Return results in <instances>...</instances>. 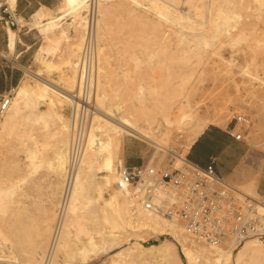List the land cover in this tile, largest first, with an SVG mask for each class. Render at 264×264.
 Wrapping results in <instances>:
<instances>
[{"label":"rangeland","instance_id":"1","mask_svg":"<svg viewBox=\"0 0 264 264\" xmlns=\"http://www.w3.org/2000/svg\"><path fill=\"white\" fill-rule=\"evenodd\" d=\"M136 1L139 4L131 0L100 2L98 18L100 25L102 11H107L101 23L102 42L98 43V68L104 70L99 71L104 77V90L109 94L106 107L114 110L116 106H123L126 115H131L129 118H133L131 120L137 126L151 130L148 132L150 140L138 136L123 138L120 150L123 166L128 165V160L140 165H153L162 156L167 159L164 149H173L178 155L187 157L186 140L193 132L194 125L189 117L181 119L183 115L207 118L214 125L222 127L234 124L238 116L246 117L250 123L245 126L239 124L236 134L242 135L248 146V154L238 170L237 179L228 181V184L264 205V188L259 186L264 176V0ZM159 7H166L173 14L168 20L170 22L159 15L164 12ZM67 8L63 1L58 9L51 10L50 16H65L51 34L52 41L44 38L39 30H33L37 43L22 80L34 81L27 75L29 71L56 84L64 83L61 79L71 75L67 62L72 56L71 53L68 56L67 51L73 44L74 51L70 52L78 53L75 59L79 63L84 41L80 45L79 38L72 39L74 29L79 28ZM131 10L132 16L137 15L140 19L132 18ZM180 15L183 16L182 20ZM178 21H182L181 24ZM20 24L33 28V17L29 24L24 21ZM56 37L60 38L58 45ZM101 46L104 48L99 53ZM40 49L45 52H38ZM46 61L54 67L53 71L44 64ZM77 70L79 67L76 68L78 78ZM141 85L143 94L142 103L139 104L135 96ZM10 95L13 99L14 92L10 91ZM170 115L173 119L167 124L164 118ZM30 123L29 127L21 126L20 132L0 143L2 185H12L20 179L22 182L19 183L13 206V209L17 207L14 211L17 215L16 233L9 237L16 252L17 264L24 263L28 253L42 245L43 241L42 253L45 255L66 179V174L61 177L54 167L48 166L49 162L55 163L59 150L60 120L48 115L41 124ZM19 134L32 137V146L37 144L38 169L25 162L24 149L18 143ZM8 179L10 184L6 182ZM92 195L96 193L92 192ZM98 208L94 204L86 217H80L85 224L72 234L69 246L74 258L71 264H181L177 263L172 252L145 249L142 245L131 246L127 242L131 239H141L143 242L160 239L157 233L136 232L126 226L131 214L123 210L114 212L106 206L102 213L111 220L109 224L98 213ZM2 217L0 214V225ZM47 222L50 224L46 235ZM114 224L117 226L113 227ZM110 231L120 237L117 245L106 243V234H102ZM89 236L96 239L99 250L88 252V255L86 253L87 259L83 261L80 253ZM252 240L255 239L249 241ZM193 242L187 238L189 248L197 246ZM7 243L0 235L2 264L12 263V260L4 259L8 251ZM104 243L106 248H102ZM241 246L233 247L238 249ZM176 248L180 250L178 244ZM221 248H226V245ZM182 264L187 263L184 261Z\"/></svg>","mask_w":264,"mask_h":264},{"label":"bare ground","instance_id":"2","mask_svg":"<svg viewBox=\"0 0 264 264\" xmlns=\"http://www.w3.org/2000/svg\"><path fill=\"white\" fill-rule=\"evenodd\" d=\"M63 1L65 3V6L68 7L67 9L70 10L69 15L73 14L74 21H76V25L79 28V29L76 28L74 29V35L72 36V39L75 40L76 38H79L80 45H82V42L84 41V33L82 35V30L85 31V23H86L85 13L87 14L88 11V0H63ZM131 1L134 4H139V2L137 3L136 0H131ZM100 2L107 3L110 2V0H100ZM6 4L10 6L11 10L13 11L15 10L16 0H6ZM1 5L2 3H0V6ZM159 8L162 9L161 7ZM162 10L164 12L162 14L158 12L159 15L163 16L168 21L170 17L173 16V14H171V12L166 7ZM131 11H130V15L132 16L133 14L131 13H133V11L132 12ZM106 13L107 11L104 12L102 11L100 25L98 24V29H97L98 43L102 42L101 38H102L103 28L101 26V23L104 22ZM50 14H51V10L45 7H42L39 10H37L32 16L34 27L31 30H35V29L39 30L44 36V38L48 39L49 41H52L51 34H53L54 30L58 27L60 21L65 16L62 15L50 16ZM134 17H137V15L132 16V18ZM137 19H140V17H137ZM180 19L182 20L183 16L180 15ZM22 22L23 20L19 21V23ZM219 24L221 25V23ZM7 31H8L9 42L11 47L10 50L13 51L16 41V34L11 29H8ZM56 42L57 45L60 43L59 37H56ZM76 45L79 46V44ZM73 46L75 45L73 44ZM73 46H71V49H68V51L66 50L68 52V56L70 55V53L72 56L71 60H68L67 62V64L70 65L71 68L70 77L64 79L62 78L61 80H64V83L61 81L60 84H56L54 83V81L48 80L46 78H42V76L40 78L39 77L40 75L37 73H30L29 71H27V75L32 77L34 81L24 79L21 81V84L18 87H14L12 89V92H14V98L12 99L9 109L0 123V143H1L14 136L16 132L18 133L21 126L29 127L31 124L30 122L41 124L45 121L48 115L53 116L58 120H60L61 129L59 132L60 135V139H59L60 141L58 145L59 150L56 154L55 163L49 162L48 166L50 168L54 167L55 171L61 177H63L67 171L68 153L70 146L69 144L71 139L70 109L68 110V106H70L69 93L74 92L75 86L77 88L78 85V80L76 83V78H77L76 68L79 67V63H76V59H75L78 53L76 54L72 53L74 51L72 49ZM103 48L104 46L103 47L101 46L99 48V53H102ZM44 50H46V48ZM70 50L73 51L70 52ZM40 51H42V49H40L38 52ZM42 60L44 61V59ZM44 64L47 66V68L50 71H53L54 67L50 64H47V61L44 62ZM99 70L100 68H98V79H97V95H96L97 108L96 111L94 112L95 116L93 115L90 126L88 128L87 144L83 155V159L81 161L75 182L68 194L64 225L61 231L62 233L57 244L56 253L52 264L72 263L70 261H72V259L74 258V254H71L73 250L70 252L71 249L69 246L72 234L74 230L76 231L85 224L84 221L80 220V217H86L89 214L88 212L89 209L93 207L94 204H96L97 207H99L98 213L102 214V217L104 218L105 222L109 224L111 223L110 222L111 220L106 214L103 215L102 213L103 209H105L106 206L113 209L114 212H118V211L120 212L123 210L125 211V213L131 214L130 215L131 219L130 221L128 220L129 222L128 225L126 226H128L130 229L136 232L150 231L153 233H157L160 239L155 241L149 240L147 242H145L146 240L143 242L141 239H137V240L131 239L127 242L131 246L142 245L143 247H145V249H150V250L156 249L157 251L160 252L161 251H165L169 253L172 252V255L176 256L177 263L182 264L185 261L187 264H232V263L233 264H264V242H259L258 240L249 241L251 240L249 239L243 242L240 248L235 249L233 247L235 245L229 242L224 244L226 245V248H221V246L217 248H212L198 244L194 241L193 243H195L197 246L193 248H189L187 246V238L189 239L190 237L184 232L182 226L180 228V226L176 222H171L146 212L141 206L137 205L131 199L130 188H129L130 186L125 184L122 180H120L119 177V167L123 166V161L120 158L122 140L123 138H125V136H134V137L138 136L148 139L151 130L148 127L144 129L137 126L131 120L133 118H129L131 115L129 117L126 115L123 106L121 107L116 106L114 110L106 107V100H108L109 94L106 92V90H104V82L102 80L104 77L100 72L102 70L100 71ZM77 72L79 75L78 70ZM104 73L106 74V72ZM142 85L135 96V99L137 100V102H139V104L142 103V94H143ZM48 108L49 110L47 112L46 109ZM187 117L190 118L192 124L194 125L193 132L189 135V137L186 140V146L189 150L192 144L197 140V138L205 131V129L209 125H212L213 123L212 120L191 114L188 116L183 115L181 119H185ZM172 119L173 117L172 115H170L164 118V121H166L167 124H170L172 122ZM18 141H19L18 143L24 149L25 162H27L29 166H33L35 170L38 169L39 165L36 162V160H38L37 159L38 149L36 146L37 144L35 146H32L33 145V144L31 145L32 137H29L28 135L24 137L23 135L19 134ZM156 145L160 147L158 143H156ZM12 166L13 168L16 167L15 165ZM24 180L25 179H23L22 181ZM9 181L10 179L6 180V182ZM3 182L4 181L0 179V214L3 216L2 224L0 225V235L5 241V244L9 242L7 243L8 247L6 248L8 249V251L5 252L6 256H4V259L12 260L11 264H17L16 252L14 247L12 246V243L10 244L11 240L9 237L16 233L17 220L15 216L17 215H15L14 211L16 212L15 208L17 207H15L14 210L13 206L15 204L14 198L17 195L20 187L19 183L22 182L20 179L16 181V183L6 186L2 185ZM64 187H65V183H64ZM62 190H63L62 192L63 195L64 188ZM92 192H95L96 195H92ZM257 206H258L257 208L259 209V213L264 215V205H262L260 202H257ZM49 224L50 222H47V228L45 232L46 235L48 234ZM116 226H117L116 224L113 225V227ZM177 227L182 231L178 230ZM159 231L162 233L159 234L158 233ZM105 234L108 241L106 242L107 244L117 245L118 241L120 240V237H118V235L115 236V234L112 231L108 233H104L102 235ZM44 237L45 235L43 236V238ZM95 240L96 239H94L93 236H89L88 241L84 244L85 246L83 247L84 248L83 251L81 253L79 252L80 254L83 255L82 258L83 261L87 259V255L89 254L88 252L99 250L98 249L99 247L96 246ZM43 244L44 241L42 242V245L38 246L36 249L28 253L27 260H24L25 262L21 264H42L46 255V253L45 255L44 253H42ZM176 244L180 246L179 251L176 248ZM102 245L100 244V247L102 246V248L103 247L106 248L105 243ZM74 252L76 253V251ZM25 254L27 253L25 252Z\"/></svg>","mask_w":264,"mask_h":264},{"label":"built area","instance_id":"3","mask_svg":"<svg viewBox=\"0 0 264 264\" xmlns=\"http://www.w3.org/2000/svg\"><path fill=\"white\" fill-rule=\"evenodd\" d=\"M99 7L100 0H88L78 85L69 93L71 139L64 193L42 264H52L54 260L68 194L83 159L88 128L96 110ZM7 14L5 23L18 27L12 14ZM11 101L10 92L0 96V123ZM249 123L248 118L238 116L233 128ZM234 137L242 139L240 133ZM163 151L167 159L162 156L153 165L119 167L120 180L130 186V197L137 205L152 215L180 224L190 239L207 247L217 248L227 242L238 246L249 239L264 242V215L259 213L254 199L219 178L213 163L200 168L172 149Z\"/></svg>","mask_w":264,"mask_h":264},{"label":"crops","instance_id":"4","mask_svg":"<svg viewBox=\"0 0 264 264\" xmlns=\"http://www.w3.org/2000/svg\"><path fill=\"white\" fill-rule=\"evenodd\" d=\"M0 96L12 91L19 85L24 76V69L30 65L32 51L37 43V36L33 28L19 23L23 20L27 24L34 13L42 7L55 11L63 3V0H16L15 10L12 12L6 0H0ZM6 7L8 8L6 11ZM8 12L19 23L18 27L6 24ZM8 29L16 34L14 50L11 51ZM29 29V30H28ZM10 47V48H9ZM237 128L233 124L222 127L209 125L197 138L188 150L189 161L205 168L213 163L219 178L228 183L236 180L238 170L248 154V146L243 139H235ZM138 162L128 160L127 167L138 166ZM259 186L264 188V176L262 175Z\"/></svg>","mask_w":264,"mask_h":264}]
</instances>
